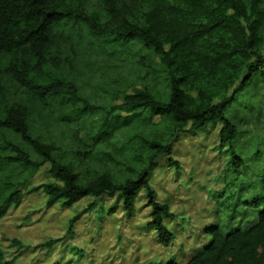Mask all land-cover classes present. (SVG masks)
<instances>
[{"label": "trees", "instance_id": "1", "mask_svg": "<svg viewBox=\"0 0 264 264\" xmlns=\"http://www.w3.org/2000/svg\"><path fill=\"white\" fill-rule=\"evenodd\" d=\"M91 1L0 0V173L11 172L0 186V218L23 197L25 174L49 161L57 179L43 186L50 204L63 200L71 206L85 196L118 192L132 213L146 189L149 227L159 242L170 245L174 233L165 218L174 213L149 183L156 158L171 156L180 132L220 123V142L227 146L233 172H245L247 160L236 147L243 130L231 113L255 79L264 82V0H96L98 12H88ZM64 46L79 49L76 62L88 70L99 67L97 56L142 55L147 77L161 88L137 90L113 106L95 104L80 94L78 81L48 69L49 54ZM8 77L24 89L21 101L7 102ZM97 114L96 126L72 144L84 146L98 166L108 168L122 160L102 146L133 129L118 151L135 159L148 156L135 177L118 181L101 171L82 184L80 164L67 160L68 150L33 131V117L49 126H86ZM157 117L172 127L164 140L150 131ZM254 156L263 158L264 150ZM170 163L178 164L174 158ZM258 173L241 187L251 192L243 200L246 224H205L207 239L184 264H264V169ZM156 264L183 263L171 258Z\"/></svg>", "mask_w": 264, "mask_h": 264}, {"label": "rangeland", "instance_id": "2", "mask_svg": "<svg viewBox=\"0 0 264 264\" xmlns=\"http://www.w3.org/2000/svg\"><path fill=\"white\" fill-rule=\"evenodd\" d=\"M85 8L98 12L99 5L93 0ZM261 49L264 53V43ZM79 51L71 46L53 50L48 57V69L78 81L80 94L95 104L113 106L123 103L125 95L137 90L161 88L147 77L142 55L125 54L110 59L97 56L99 67L88 70L76 62ZM5 88L7 102L25 98L24 89L11 77L6 79ZM240 99L244 102L231 114L236 115L235 121L243 130L236 147L247 160L244 173L233 172L227 146L220 142V123L210 124L204 130L180 132L171 156L156 158L149 183L158 200L167 203L174 213L165 218L174 233L170 245L159 242L157 232L149 227L152 206L146 189L136 197L132 213L126 210L118 192L85 196L71 206L63 200L50 204L43 186L57 179L50 174L51 163L46 161L36 171L25 174L28 186L23 197L0 218V264H156L171 258L184 264L207 239L203 232L205 224L219 220L226 226L246 224L243 200L251 192H243L241 187L264 169V157L254 156L258 149L264 150V82L255 79ZM97 117L98 114L86 126H49L33 117V131L43 141L68 150L67 160L80 164L82 184L91 182L101 171L109 172L118 181L135 177L138 169L148 164V156L135 159L130 153L120 155L118 151L133 129L123 131L102 146L122 160L108 168L98 166L84 146L79 150L72 144L71 140L82 141L87 129L96 126ZM150 131L164 140L172 127L157 117ZM171 158L178 164H171ZM17 176L22 177L19 173ZM10 177V169L2 171L0 186Z\"/></svg>", "mask_w": 264, "mask_h": 264}]
</instances>
